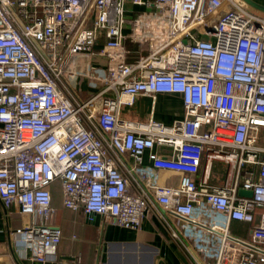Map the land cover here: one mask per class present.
<instances>
[{
	"label": "built area",
	"instance_id": "built-area-1",
	"mask_svg": "<svg viewBox=\"0 0 264 264\" xmlns=\"http://www.w3.org/2000/svg\"><path fill=\"white\" fill-rule=\"evenodd\" d=\"M248 6L0 0V202L33 217L20 246L56 251L58 181L90 222L137 229L157 212L194 264H264V18ZM159 94L179 95L183 116L156 119ZM139 96L150 112L126 116Z\"/></svg>",
	"mask_w": 264,
	"mask_h": 264
},
{
	"label": "crops",
	"instance_id": "crops-1",
	"mask_svg": "<svg viewBox=\"0 0 264 264\" xmlns=\"http://www.w3.org/2000/svg\"><path fill=\"white\" fill-rule=\"evenodd\" d=\"M255 1L264 5V0ZM166 97L177 105L179 115L170 121L162 117L158 120L170 124L183 116L184 107L179 95ZM156 109L157 100L155 118ZM150 110L144 111L142 118ZM261 143L264 144V129ZM51 189L55 213L50 223L60 226L63 232L56 251L41 261L33 257L31 247L20 246L14 230L28 225L33 217L23 215L16 205L6 209L0 202V264H74L77 256L83 264H194L192 256L172 237L157 212L145 216L137 229L123 227L114 221L105 222L100 217L90 222L82 209L73 211L64 206L60 182L55 181ZM232 231L248 236L250 228L246 223L234 222Z\"/></svg>",
	"mask_w": 264,
	"mask_h": 264
},
{
	"label": "rangeland",
	"instance_id": "rangeland-1",
	"mask_svg": "<svg viewBox=\"0 0 264 264\" xmlns=\"http://www.w3.org/2000/svg\"><path fill=\"white\" fill-rule=\"evenodd\" d=\"M248 10L251 13L264 18L263 11H260L252 6H248ZM75 87L80 91V96L83 99L87 98L94 91V89H92V87L89 85V80L86 78L82 80L81 84L76 83ZM166 96H168V94L158 95L156 118L159 119L158 117H162L165 121H170L171 119H174V117L179 115V110L177 105ZM150 105L151 98L147 96H139L136 103L133 106L124 107L123 112L128 117L141 119L143 117L144 111L150 110ZM227 167V164L224 162H216V169L213 172V178H216L218 180L222 179L226 175Z\"/></svg>",
	"mask_w": 264,
	"mask_h": 264
},
{
	"label": "water",
	"instance_id": "water-1",
	"mask_svg": "<svg viewBox=\"0 0 264 264\" xmlns=\"http://www.w3.org/2000/svg\"><path fill=\"white\" fill-rule=\"evenodd\" d=\"M249 6H252L260 11H263L264 12V5L255 1V0H244ZM240 193L241 194H244V195H248V196H251L252 195V191H247V190H240Z\"/></svg>",
	"mask_w": 264,
	"mask_h": 264
}]
</instances>
